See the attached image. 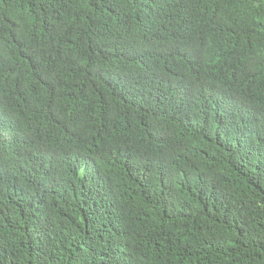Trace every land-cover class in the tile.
Listing matches in <instances>:
<instances>
[{"label": "trees", "instance_id": "trees-1", "mask_svg": "<svg viewBox=\"0 0 264 264\" xmlns=\"http://www.w3.org/2000/svg\"><path fill=\"white\" fill-rule=\"evenodd\" d=\"M0 264H264V0H0Z\"/></svg>", "mask_w": 264, "mask_h": 264}]
</instances>
